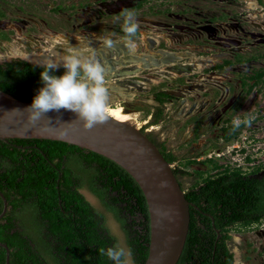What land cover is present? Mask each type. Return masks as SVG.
I'll list each match as a JSON object with an SVG mask.
<instances>
[{
	"label": "rangeland",
	"instance_id": "rangeland-1",
	"mask_svg": "<svg viewBox=\"0 0 264 264\" xmlns=\"http://www.w3.org/2000/svg\"><path fill=\"white\" fill-rule=\"evenodd\" d=\"M261 2L250 10L246 0H0V61L20 57L39 64L41 59L30 56L46 58L48 50H53L59 57L69 48H89L87 44H71L70 40L123 41L122 20L117 19L123 7L135 12L140 24L138 47L133 53L156 55L157 43H150L148 38L152 36L160 41L159 46L181 53L183 61H199L191 56L193 53L212 55L208 63L200 61L197 71H174L176 79L152 72L155 67L166 68L163 66L168 62L144 66L141 61L132 64L141 66L138 75L148 77H137L144 83L124 81V74L117 76L119 81L106 78L109 107L121 105L132 112L131 122L140 129L151 117L154 92L159 87H167L177 95L193 92L188 98L199 101L193 117L183 122L185 115L174 112V99L167 103L170 119L164 117L144 129L152 133L156 142L166 140L175 153L177 158L170 165L178 168L177 179L185 190L216 172L212 164L201 162L209 153L218 163L242 172L264 168V85L257 83L245 91L251 81L249 75L264 68V0ZM225 56L230 58L228 63L221 62ZM183 76L191 85L183 83ZM215 83L224 88L220 102ZM248 114L256 116L251 126L242 125L231 135L232 119ZM80 191L103 214L116 243L129 247L125 225L115 212L87 186ZM227 231L234 264H264V216L251 223L236 222Z\"/></svg>",
	"mask_w": 264,
	"mask_h": 264
},
{
	"label": "trees",
	"instance_id": "trees-1",
	"mask_svg": "<svg viewBox=\"0 0 264 264\" xmlns=\"http://www.w3.org/2000/svg\"><path fill=\"white\" fill-rule=\"evenodd\" d=\"M41 71L37 63L20 58L0 61V88L15 97L32 100L43 86ZM63 72L59 68L51 74L60 76ZM249 76L251 81L245 91L257 83L264 85V68ZM159 114L156 112L154 117ZM161 151L168 162L176 159L163 147ZM72 159L84 177L81 182L70 179L68 163ZM201 162L212 167L220 164L212 157H204ZM177 170L173 168L175 174ZM217 171L184 190L193 204L189 205L183 250L174 264H234L227 229L236 222L251 223L264 215V176L250 177L227 166ZM83 183L125 225L134 264L144 263L149 242L147 204L138 183L122 167L64 141L9 137L0 138V190L11 213L0 217V242L10 250L8 264H112L98 249L111 247L116 240L103 214L79 192ZM2 205L0 196V211ZM19 206L32 216L16 224L12 213ZM4 260L5 249L0 246V264Z\"/></svg>",
	"mask_w": 264,
	"mask_h": 264
},
{
	"label": "water",
	"instance_id": "water-1",
	"mask_svg": "<svg viewBox=\"0 0 264 264\" xmlns=\"http://www.w3.org/2000/svg\"><path fill=\"white\" fill-rule=\"evenodd\" d=\"M81 45V41L70 40ZM87 45L98 51L110 66H124L128 62L141 61L142 65L172 62L177 52L159 49L161 56L131 54L121 42H112L111 47ZM94 47V48H93ZM114 50L119 59L106 56ZM87 53V52H86ZM110 57V58H109ZM32 100L21 99L0 88V138L46 137L77 145L96 152L118 164L138 183L143 192L148 210L149 242L143 264H174L185 243L189 223V205L193 204L184 194L170 163L158 146L132 122L118 120L112 116L103 123L87 130L77 114L66 109L50 110L35 122L28 120L27 109ZM3 201L0 217L7 208V200L0 190ZM5 249L4 264H8L9 248Z\"/></svg>",
	"mask_w": 264,
	"mask_h": 264
},
{
	"label": "clouds",
	"instance_id": "clouds-1",
	"mask_svg": "<svg viewBox=\"0 0 264 264\" xmlns=\"http://www.w3.org/2000/svg\"><path fill=\"white\" fill-rule=\"evenodd\" d=\"M250 10L257 8L256 0H246ZM117 19L122 20L125 34L124 45L130 52L137 49V36L140 29L136 13L125 9ZM106 47L112 42L106 41ZM49 55L37 64L42 68L40 79L43 86L32 98L31 105L25 109L30 123L35 122L50 110H70L77 114L84 129L90 130L103 124L109 116L110 92L106 83L107 68L94 51L82 53L76 48H69L67 53L57 56L48 50ZM63 67L62 75L51 74L53 70ZM256 119L254 114L232 119V130L241 126H251ZM98 253L107 257L112 264H134L131 248L117 242L108 248H99Z\"/></svg>",
	"mask_w": 264,
	"mask_h": 264
},
{
	"label": "flooded vegetation",
	"instance_id": "flooded-vegetation-1",
	"mask_svg": "<svg viewBox=\"0 0 264 264\" xmlns=\"http://www.w3.org/2000/svg\"><path fill=\"white\" fill-rule=\"evenodd\" d=\"M256 2H257V4H262L261 1L256 0ZM148 38H149L150 43H152V44L157 43L156 44L157 46L155 47V52L157 54L154 55V56H161L162 55V53L158 51L159 49H165V50H167L165 47L159 46L160 41L159 40H156L155 37L148 36ZM99 39H96L95 38V41L84 40V39L83 40H79V41L82 42L81 45H85L87 42H91L95 46H101V45H103V43H105V41L99 40ZM97 40H99V41H97ZM111 42H121V41L112 40ZM87 46H89V48H87V49L83 48V49H80L79 51L82 52V53H86V52H89V50H92V46H90V45H87ZM113 51L114 50L107 51L106 56H111V57H113V59H117L118 60L119 57L116 56ZM168 51H172V50L168 49ZM95 52H96L97 56L100 58V60L102 61V63H104L105 66H106V68H107V78H111L112 77L115 80H118L119 81L120 79H118V77H117V76H119L118 74H124V77H125V80L124 81H126V79H127V80L132 81V83H134L136 85H139L140 83H144L143 80H140V81L138 80V78H137L138 76L141 77L140 79H142V78H148L147 76L138 75L137 74V71H138V69H140L141 66L139 64H135V63L132 64V62H128L127 64H124V66H121L120 68H117V65H119V64H117L115 61H113L112 64L115 66L114 67L115 69H113L112 71H108V69L110 68V66L107 64L108 62L105 60V58H103L100 55V53L98 51L95 50ZM187 52H189V51H187ZM129 53L135 54V53L130 52V51H129ZM191 53H193V52H190V54ZM141 54L151 55L152 53L140 52L137 55H141ZM177 54H178V57H177V59L175 61L168 62L169 64H166L165 66H163V67H166V68H161V66L160 67H155L156 69L154 71H152V72L154 74L159 75V76H161L160 73H159V70H162V69H164V71L167 72L168 74H172V75H173V72L174 71L179 72L180 69L186 70V71H188V73H191L192 72V69H194L195 71L198 70V67L200 65L199 64L200 61H204V63H208L209 62V59H212L213 60V56L212 55L211 56H207V57H202V56L195 55L193 53V54H191V56H196V59H198V60L200 59L199 61H197V62L183 61L181 59V53L177 52ZM16 58H20V57H16ZM16 58H10V59H16ZM10 59H4V60H10ZM20 59H23V58H20ZM24 60H26V59H24ZM1 61H3V60H1ZM229 61H230V58H226V56L224 57V59H221V62L228 63ZM135 67H136V69H134ZM128 70H135V71L132 72V74H125ZM200 72H202V71H200ZM127 73H129V72H127ZM177 76H178V74H175L174 76H170V77L172 79H176ZM161 77L164 78L166 76H161ZM178 78H180V77H178ZM200 78L203 80V79H205V76L204 75H200ZM153 79L154 78H149V80H153ZM181 79L182 80L184 79V82L183 83H186L188 85H191L190 81L187 80V79H185L184 76L181 77ZM193 84H195V83H193ZM178 85H180V83H178ZM215 85L218 88V94L220 93V95L218 96L217 101L220 102V100H222V95L224 93V90H222V89H224V88H223V86L219 87V83H215ZM142 87H145V85H142ZM200 87H202V86H200ZM167 89H168L167 87H165V88L159 87L157 89V91L154 92V103H153V110L151 111V117H150V119H148V121H145V123L143 125V128H141V130L144 131L148 135V137L158 146V148L160 150L163 147L165 151H170V152L173 153V151L170 148H168L166 140L161 139V141L156 142L154 136L152 135V133L150 131H145L144 129H148L149 128L148 126H151L152 127L153 124L158 123V121H161L164 117H167V119H170L171 111L170 112H167L168 111V105H167V103H173L174 102V99H176L175 101H177V103L175 105V108H174L175 109L174 112H176L177 115L178 114L179 115H185V119H183V122H185L186 119H189V118L193 117L196 114L197 111H195V108L197 107L199 101L196 100L195 98H191V99L188 98V96H191L193 94L192 91L191 92H185V91H183L182 94L177 95V94H174L173 92L167 91ZM158 93L165 94V95H162L161 96V94H160V97L161 98H158L157 97ZM186 94H189V95H186ZM204 105H207V104H204ZM156 112H159L160 113L157 118L154 117ZM232 133H230V134L231 135H234ZM226 136L227 135H224L223 137H226ZM217 148H219V147H217ZM173 154H175V153H173ZM208 157H213V156L211 155V153H209V156ZM213 159L216 160L215 157H213ZM73 160L74 159L70 160L69 163H68L71 166V169H70V175H71L70 176V179L73 181V183L81 182L82 180H84V177H83V175H81L79 173V169H78V166H77L78 163L75 162V161H73ZM174 160H172V161H174ZM171 162H169V163H171ZM224 166H226V165L223 164V163H220L218 165V167H214L213 169L216 172L213 175L217 174L218 173L217 170L218 169H222ZM228 169H232V168L228 167ZM242 173H247L250 177L260 178V177H263L264 176V168L263 169H261V168L253 169L251 172L250 171H243ZM175 175L177 177V171H176V174ZM178 182H179V180H178ZM82 187H84V183L82 184V186H80L78 188L80 193H82L80 191ZM82 195H83V193H82ZM8 211H10V206L7 204V208H6L5 212H4V215L7 214V213L11 214ZM12 214H13L12 215V220L16 224H19L21 221H25L26 222V221L30 220V217L32 216V213L28 212V210L27 211H21V207L20 206L17 207V210L14 213H12ZM22 216L24 218H21ZM260 218H258V220ZM130 221H131L130 218H128V222H130ZM8 260H9V255H8ZM8 260H7V262H8Z\"/></svg>",
	"mask_w": 264,
	"mask_h": 264
},
{
	"label": "bare ground",
	"instance_id": "bare-ground-1",
	"mask_svg": "<svg viewBox=\"0 0 264 264\" xmlns=\"http://www.w3.org/2000/svg\"><path fill=\"white\" fill-rule=\"evenodd\" d=\"M30 57H32L34 59H38V60H40V59L43 60L44 59V56H40V55L39 56L32 55ZM176 59H174V61ZM156 65H158V64H156ZM134 69H136V67ZM134 71L135 70H128L127 72H129V73L126 72L125 74H132V72H134ZM159 73H160L161 76H167V75L172 76V74H168L167 72H165L164 69L159 70ZM118 75H121V74H118ZM108 111H109V115L110 116H112V117H114V118H116L118 120L128 121V122H131L132 121L131 120L133 118L132 112L126 111L121 105L110 106L109 109H108Z\"/></svg>",
	"mask_w": 264,
	"mask_h": 264
}]
</instances>
